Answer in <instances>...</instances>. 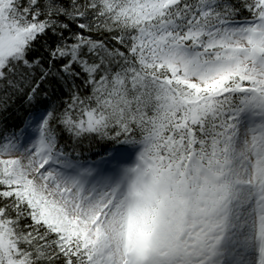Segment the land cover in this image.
Returning <instances> with one entry per match:
<instances>
[{"label":"snow or ice","instance_id":"6c2138e0","mask_svg":"<svg viewBox=\"0 0 264 264\" xmlns=\"http://www.w3.org/2000/svg\"><path fill=\"white\" fill-rule=\"evenodd\" d=\"M0 264H264V0H0Z\"/></svg>","mask_w":264,"mask_h":264}]
</instances>
